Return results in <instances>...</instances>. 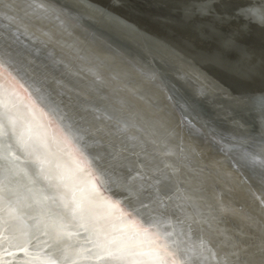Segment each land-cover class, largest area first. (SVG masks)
I'll use <instances>...</instances> for the list:
<instances>
[{
    "label": "water",
    "instance_id": "obj_1",
    "mask_svg": "<svg viewBox=\"0 0 264 264\" xmlns=\"http://www.w3.org/2000/svg\"><path fill=\"white\" fill-rule=\"evenodd\" d=\"M41 1L49 6V13H45L41 18H35L24 13L22 6L27 4V1L0 0V23H7L3 19V14L6 12L17 15L12 5L21 6L14 27V31L16 28L19 29L16 32L19 39L13 37L11 41L14 62L11 66H5L0 70V84L14 89L23 105L34 106L38 117L46 123L48 132L55 140H59L60 136L65 141L63 129L47 116L37 100L40 95L50 96L54 100L58 95L62 100L56 102L78 124L83 126L86 120L93 124L95 129H101V134L93 131L89 137L92 142L90 151L110 177L117 182L113 184L111 193H104L105 197H109V200L116 205L112 208L115 213H110L113 218L112 224L116 226L113 223L115 217L116 223H121V219L129 220L134 231L139 226V221L135 218L129 219L125 207L119 203V201H123L124 205L128 203L126 197L129 193L121 191L117 186L118 183L126 181L135 185L136 192L145 203L150 200L158 201V207L166 211L170 222L177 228L183 227L186 238L197 243L200 238L205 240L210 251L203 257H193L197 264H217V260L227 252V248L232 250L231 245L236 243L242 245L249 242L247 239L258 237L260 228L264 227V221L261 219L262 216L254 211L253 205H249L248 197L243 195V204L246 206V210L243 211V221L237 220L238 218L231 219L232 224L224 230V244L220 243L221 249L214 248L217 252L212 251L207 243V239L210 238L205 237L202 223L213 221L212 215L222 217L227 213L230 218L229 214L234 215L238 209L232 202L219 199L214 189V183H220L217 180L219 175L207 171L208 174H203L202 161L184 139L178 137L179 139L174 140L169 135L159 137L156 134L158 130L150 129L146 122H144L145 126L142 122L140 124L138 119L144 120L132 113L135 102L131 96H125L123 86L137 88L143 92L145 98L148 95L149 99L145 102L155 106L156 109L162 107L165 111H163L164 115H168V120L164 123L165 127L163 126L166 129L165 134L180 128L184 124L185 115L188 116L202 133H207L210 138L218 142V147L213 145L215 149L208 146L207 154H215L221 157V160L228 159L231 161L229 166L231 170L239 172L241 169L244 173L247 171L248 175L254 176L264 184V161H262L264 152L261 145L253 147L257 143H254L252 138L264 131V125L256 122L246 112L238 117L236 109L231 105L233 102H230V99L237 98L236 93L249 95L250 111L260 115L263 113L262 120H264V26L258 28L260 36L255 37L257 47L262 51L261 57L255 60L257 77L250 75L248 80L242 74L245 73L243 68L247 66L248 60L250 62L252 57L256 56L252 53V46L249 44L252 43V39H248L247 44L236 43L234 39L242 36L238 33L239 29L243 33L245 31L244 35L251 34L248 31L254 29L250 27L257 25L238 15L239 7L233 5L234 3L231 4L229 0H219L211 4L208 13L202 16L198 15V11L196 12V8H199L196 4L201 0H86L102 12L99 11L98 15L91 18L77 11V6L71 1ZM244 2L250 1L244 0ZM108 16L123 19L132 31L122 29ZM198 17L209 21L203 25L200 20L197 21ZM219 20L227 23V27H217ZM232 21H238L236 28L227 29ZM44 22L47 27L42 24ZM71 22L76 27H73ZM54 24L62 27L64 24V31L69 29L70 35L56 29ZM34 36L41 37V41H48V44L41 41L34 42ZM172 36H175V41L169 39ZM90 40H100L101 45L96 43L99 45L96 46ZM60 43L70 45L80 55L71 56ZM155 44H161L167 53L188 61L192 67L198 69L200 67L199 71L204 72L213 86L222 91H218L217 94L204 91L175 70L169 62L155 56L150 51ZM247 50L251 52L248 53ZM105 51L112 52L109 53L111 56L116 54L123 63L102 61V57L111 58ZM95 59L97 62L94 61ZM239 59L243 60L239 66L231 65L233 60ZM98 61L105 63L104 72L99 68ZM134 69L151 78L161 88L165 96L163 100L168 104L163 103L160 95L159 98L156 96L157 94L154 93L156 91L139 83ZM109 73H114L121 80L112 81L108 76ZM253 90L258 96L250 95ZM193 91H199L200 95H195ZM139 105L141 106L140 103ZM97 115L104 120V123L96 119ZM183 126L185 127V124ZM127 127L130 128V132H123V128ZM49 138L52 139L51 136ZM249 139L253 141L251 146L247 144ZM65 143L66 155H76L73 145ZM250 148L257 157L256 161L249 157ZM113 152H118L119 155H113ZM252 164L256 165L252 166ZM45 183L40 179L35 185V194L38 197L43 195L41 185ZM202 184L205 187H202ZM45 203L52 213L59 210V201ZM132 204L139 206L136 200H133ZM188 218L192 221L198 220L199 226L194 227L186 222ZM127 229L130 232L122 230L135 234L132 229ZM239 230L247 231L249 234L245 235L248 237L244 235V238L234 240L232 237H237V233L241 232ZM37 236L43 245H40V248L47 249L48 236L43 234V231L38 232ZM141 238L147 243L146 237L141 235ZM69 243H75V240ZM224 246L228 247L225 249ZM13 253L14 251L5 252L3 256L5 259L0 262L11 264V261L13 262L19 255ZM82 264H104V261H84Z\"/></svg>",
    "mask_w": 264,
    "mask_h": 264
},
{
    "label": "snow or ice",
    "instance_id": "obj_2",
    "mask_svg": "<svg viewBox=\"0 0 264 264\" xmlns=\"http://www.w3.org/2000/svg\"><path fill=\"white\" fill-rule=\"evenodd\" d=\"M11 7L17 15L6 12L3 19L7 23H0V70L14 62L11 41L13 37L19 39V29L14 31V27L21 6ZM22 7L26 16L35 18L49 10L40 2ZM33 40L41 41V37L34 36ZM37 100L50 120L63 129L65 142L73 145L75 168L70 171L62 163L46 135L48 126L36 123L34 106L23 105L14 89L0 84V254L22 251V264H82L93 260L104 264H197L193 257L210 251L203 238L198 243L186 238L183 227L170 222L158 201L145 203L135 185L126 181L117 186L129 193L128 203H119L139 226L132 234L111 224L103 210L116 205L104 193H111L117 182L91 154L89 137L94 125L86 120L83 126L78 124L50 96L40 95ZM40 179L46 183L38 197L35 185ZM47 201H59V210L52 213ZM41 231L49 237L47 249L35 243ZM259 233L243 246L232 245L233 250L225 252L217 264H264V227ZM141 235L147 238L146 244L139 240ZM73 240L75 243H69Z\"/></svg>",
    "mask_w": 264,
    "mask_h": 264
},
{
    "label": "bare ground",
    "instance_id": "obj_3",
    "mask_svg": "<svg viewBox=\"0 0 264 264\" xmlns=\"http://www.w3.org/2000/svg\"><path fill=\"white\" fill-rule=\"evenodd\" d=\"M15 1L16 0H14V2ZM26 1H27V3H38V2L44 3L41 0L40 1H38V0H22V2H26ZM67 1L68 2L71 1V2L75 3V5L77 6L76 10L80 11L81 13H83L88 18L95 17L96 15H98L99 11L101 12V10H99V8H97L95 6H92L90 4V2H88L86 0H67ZM217 1H219V0H201V1H199V3L196 4V5H199V8L198 7L196 8V12L198 11L199 13L198 12L197 13L200 16H202L204 14H207L208 11L211 9V8H208V7L211 4L213 5ZM248 1H250V2L245 3L244 0L241 1V2L240 1H235V0H229V2H232L231 4L234 3L233 5H237V7H239L238 10H237V12H238L237 14L238 15H241L244 19H248V20L252 21L253 23H255L257 25V26L250 27V28H252L254 30L253 31H248V32H251V34L246 33L247 36L244 35L245 31L243 33L242 30L240 31V29H239L238 33L241 34L242 36H238L239 38H236L238 40L234 39V41L236 43H242L243 42L245 44L249 43L248 39H252V43H249V44L252 46V48L250 47L252 53L254 55H256V56L252 57L250 62L248 60V64H247V66L245 68L242 67L243 70H245L244 71L245 73H243L242 75H245L246 78L248 80H250L248 78V76H250V75H253V76L257 77L256 75H257L258 71H257V69L255 67L257 62L255 60L259 59L261 57L260 54L262 53V51H259V49L257 47L256 38H257L258 35L260 36V32L258 31V28H261V26L262 27L264 26V0H248ZM50 3H53V2L50 1ZM201 7H203V9H201ZM234 7H236V6H234ZM48 13H49V10H48ZM108 17L112 18L111 16H108ZM112 19L115 21L116 25H119L122 29H124L126 31L127 30L128 31H132L131 28L127 25V22H124L123 19H121L119 17L118 18L115 17V18H112ZM112 19H109V20H112ZM199 20H200L201 24L206 23L207 21H209V20L199 19V17H198L197 21H199ZM47 21L51 22L48 19H47ZM111 22H113V21H111ZM236 22H238V21H232L231 23H229L231 25L227 29H229V28L231 29V27H235L236 28V24H237ZM42 24L46 26L45 22L42 23ZM226 24L227 23H224V22L219 20V21H217L216 25H217V27L219 26L221 28H223V27L226 28L227 27ZM54 27L56 29L64 31V24H63V27L61 25H59V24L58 25L54 24ZM73 27H76V26L73 24ZM65 34L66 35H70L69 29L65 32ZM249 35H251V36H249ZM169 39L175 41V36H172ZM90 42L92 44L99 43L101 45V41L100 40H95V41L94 40H90ZM253 42H254V44H253ZM60 44L63 45L62 43H60ZM245 44H243V45H245ZM63 46H64V50L69 52V54H71V56L74 57V55H78L79 54V53L75 52L74 49L72 47H70V45H63ZM96 46H99V45L96 44ZM202 46H207V45L202 44ZM132 47L134 48V45ZM254 49H258V50L254 51ZM150 51L155 56H157L158 58L164 59L167 62H169V65H171L175 70H177L180 73H182L183 75H185L189 80H192L196 85H198L204 91L209 92L211 94L212 93L217 94L218 91L219 92L222 91L220 88L218 89L215 86H213V83L207 77H205V75H204L205 73L204 72L199 71V69H201L200 67H199V69L196 68V67L194 68V67L191 66V64L188 61L183 60L181 58L178 59V58L175 57L174 54H171L169 52L167 53V51H165V49L163 48V46H161V44L160 45L159 44H155L153 46V48L150 49ZM247 51H248V53L251 52L250 50H247ZM254 52H256V54ZM105 53H107L109 56H111L110 54H112V52H110V51L109 52L105 51ZM113 55H115V56H111V58L102 57L101 60L102 61L105 60L107 62L110 61L111 63H117V62L119 63L120 61L122 62L121 58L116 57L117 56L116 54H113ZM240 55H243V54L240 53ZM78 60L80 61L79 58H78ZM94 61L97 62L96 59ZM94 61H92V62H94ZM100 61H98L97 64H98L99 68L104 72L105 71V63L102 64V62H100ZM242 61H240V59L237 60V61L233 60L231 65L234 66V67H237V66H239L242 63ZM242 65L244 66L245 63H243ZM133 71L136 73L135 77L138 79V81H139V83L141 85H144L147 88L156 91V92H154L155 94H157L156 96L158 97V95H160L161 96V100L163 101V103L164 104H168L165 100H163L164 97H165L163 95V91L161 90V88H159L158 85H156V83L153 80H151V78H149L145 74H142L141 72H138L136 69H134ZM108 76L111 78L112 81H115V82H119V80H121L114 73H109ZM123 87H124V92L123 93L125 94V96H129V97L131 96L133 102H135V103H133V105L135 104L134 107L133 108L131 107L132 108V113L134 115H136L137 118L139 117L142 120H144V121H141L140 119H138V121H140V124L142 122V125L145 126L144 122H146V125L150 129L152 128L153 130H158L156 134L159 137H166V135H169V137L170 138H174V140L175 139H179L180 137H181V139H184L188 143L189 147L194 152V154H196V156L202 161V164L204 165L202 167V168H204L203 174L204 173L206 174L208 172V173H217L219 175L217 177V180L220 183H217V184L214 183V186H215L214 189L216 190V194L219 197V199L221 201H230V202H232V204H234L235 208L238 209V210L235 211L236 213H234V215L229 214L230 218H229V216H227V213H225L222 217L221 216L217 217V215L213 216L211 214L212 217H213V219H212L213 221H211V222H207L206 221L204 224L202 223V225L204 226L203 233H204L205 237H209L211 239V243H209L208 246L210 248H212V251H214V252L216 251L217 252L218 248L221 249V247H220L221 244L220 243L224 244L223 243L224 230L226 228H229V225L232 224L231 219L234 220L235 218H238L237 220H239L241 222L243 221V219H244V215H243L244 212L243 211L246 210V206L243 204V202H244L243 201V195L248 197L249 205H253L254 211L257 214L261 215L262 216L261 219L264 221V213H262V211H261L262 209H264V184L263 183H261L257 179H255L254 176L248 175L247 171H245V173H244V172H242L243 170H241V169H240L241 171L239 170V172L231 170V168L229 167L231 161H229L228 159L223 160V158H222V160H221V157H219V156H217L215 154H212V153L211 154L208 153L209 154L208 155L207 151H206L208 146H210L213 149H215L213 147V145L218 147V142L215 141L214 139L210 138L211 136L208 135L207 133H202L200 128L196 127L193 124V122L188 118V116L185 115V118H184L185 121L183 120V123L185 124V127L183 126L184 125L183 124L182 126H180V128L178 127V129L176 128L175 130H170V133L165 134L166 129H164V127H165L164 123H166V120H168V115H166V114L164 115V113H163L164 110H162V107H160V109H156L155 106H151L147 102H145V100L149 99L148 95H146V98H145V96H143V94H142L143 92H140L137 88L129 86V85H125ZM195 90H198V89L195 88ZM248 90H249V88H248ZM250 90H252V89H250ZM120 91L121 90H118V92H120ZM199 91H193V93L195 95H200ZM253 91L254 92H250V95L252 94V96H254V97L258 96V93L255 92V90H253ZM222 94H223V92H222ZM236 94H237L236 97L238 99L237 98L230 99V102H233L231 105L234 106L233 109H236L235 111L237 112L238 117H239V115H242V113L246 112L256 122L264 125V120H262L263 119L262 118L263 117L262 116L263 113L260 115V114H256V113H253V112L250 111V108H249L250 104H251V100L249 98L250 96L246 95V94H241V93H236ZM224 95L225 94H223V96ZM60 100H62V99L58 95L55 96V101L59 102ZM28 102H30V101L28 100ZM139 103L141 104V106L139 105ZM154 105L157 106V104H154ZM165 117H167V118L165 119ZM96 119H98V121L100 120L101 123H104V120H102L98 115H97ZM35 120H36L37 124H40L42 122L43 124L46 125V123L44 121H42V119L40 117H38L37 112H35ZM238 120H239V118H238ZM243 128H245V127L243 126ZM100 130H101L100 128L99 129H95L94 128V133L97 134L99 132V134H101ZM102 131H105V130L102 129ZM123 132H130V128H128V127L127 128H123ZM127 134H129V133H127ZM46 135L48 136V138H49V136L52 137V139L51 138H49V139L52 141L53 148L55 150H57L58 153L60 154L62 163H64L69 168L70 171L72 169H74L75 168L76 155H74V156L71 155L72 157L66 155V152H65L66 143H65V141L60 136L58 137L59 140H55L54 137L48 132V130L46 131ZM256 137L252 136V138L254 140V143H257L253 147H258V146L260 147V145H261L262 146L261 149L264 152V131H262L261 134L259 133V135H257ZM124 139H126V138H124ZM255 141H257V142H255ZM133 143H135V142H133ZM210 143H211L212 146L209 145ZM247 144H249L251 146V144H253V141H251L249 139V142H247ZM219 146H221L220 143H219ZM71 152H73V151H71ZM138 152L141 153L140 151H138ZM248 153L250 155L249 157L253 158V161L257 160L256 159L257 157H255L253 155V153H252V148H250L248 150ZM114 154L116 156L119 155L118 152H113V155ZM259 157H261V155ZM262 161H264V160H262ZM254 165H256V164H252V166H254ZM152 167H151V169H153ZM202 187H205V186L202 184ZM203 192L205 193V188H203ZM194 197L196 199H198L196 196H194ZM106 198L108 200L110 199L109 197H106ZM112 208H106V209L103 210L107 214L110 222L113 219L111 217L110 213H112V214L115 213ZM179 210L183 211L182 209H179ZM115 219L116 218L114 217L113 223L116 224V226H118L119 228L124 229L125 231L126 230L129 231L127 228H130V229H132L134 231V229L132 228L129 220L125 219L123 221V219H121L122 220V221H120L121 223L117 222L119 224L118 225L116 223ZM187 221L190 224H192V226H194V227H198L199 226V221L198 220L192 221L191 218L190 219L188 218V219H186V222ZM111 224H112V222H111ZM239 231H241V230H239ZM134 232H136V231H134ZM211 234H213V235H211ZM245 234L248 235L249 233L244 230V231H241V232L237 233V237L233 236L232 238L234 240H237V238L240 240V239L244 238ZM245 237H248V236L245 235ZM251 239L249 238L247 240L250 241ZM139 240L140 241H144V243L146 244L145 239L142 240L141 236L139 237ZM207 240H209V239H207ZM35 243L39 247H40V245L43 246L42 243L39 241V239H37ZM236 244H238V243H236ZM243 245H244V243L241 246H243ZM216 247H217V249L214 250V248H216ZM227 247L228 246H226V247L224 246L223 248L226 249ZM231 247H232V245H231ZM227 249H226L227 252L231 251V249H228V250ZM15 253H17L19 255L15 259H14V255H13L14 261L13 262L11 261V264H22V261L25 259L24 253L22 251H19V250H15L13 254H15ZM3 256H4V253L0 254V261H2V259L3 260L5 259ZM94 262H96V261H94Z\"/></svg>",
    "mask_w": 264,
    "mask_h": 264
}]
</instances>
